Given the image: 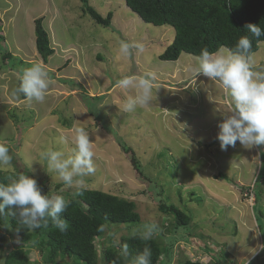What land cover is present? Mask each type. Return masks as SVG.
I'll return each instance as SVG.
<instances>
[{
  "label": "rangeland",
  "instance_id": "374dc122",
  "mask_svg": "<svg viewBox=\"0 0 264 264\" xmlns=\"http://www.w3.org/2000/svg\"><path fill=\"white\" fill-rule=\"evenodd\" d=\"M89 1L103 17L113 13L111 27L96 24L80 0H0V142L7 143L13 157L11 165L0 170L9 182L22 173L32 175L43 182L42 194L76 197V188L50 172L41 154L48 149L72 154L74 129L83 127L95 153V173L84 177L86 189L134 202L141 217L136 225L104 227L96 240L98 264H104L105 246L140 235L146 224L158 225L152 239L166 248L175 218L161 211L162 200L193 220L190 228H181L190 239L179 234L170 253L162 256L167 264H216L212 252L231 264H264V145L247 149L237 142L227 151L220 149L219 112L228 110L230 97L218 80L203 75L189 86L198 57L182 53L176 62L159 59L174 40L173 27L145 23L125 0ZM40 18L54 50L48 62L36 45L35 21ZM121 40L142 44L144 51L133 48L124 58L119 54ZM6 54L13 56L12 62ZM252 59L255 70L264 71V42ZM36 63L51 79L43 102L16 91L23 70ZM148 72L157 76L154 93L159 88L151 104L123 112L136 90L118 88L117 80ZM94 104L101 118L91 111ZM105 125L132 149L144 177ZM0 237L4 264L23 242L2 229ZM25 246L29 264H44L33 240Z\"/></svg>",
  "mask_w": 264,
  "mask_h": 264
},
{
  "label": "trees",
  "instance_id": "16d2710c",
  "mask_svg": "<svg viewBox=\"0 0 264 264\" xmlns=\"http://www.w3.org/2000/svg\"><path fill=\"white\" fill-rule=\"evenodd\" d=\"M80 1L83 4L84 13L89 14L96 24L103 28L111 27L112 12L103 17L90 5L89 0ZM125 1L127 6L138 14L145 23L156 27L171 26L174 28V40L159 56L162 61L176 62L182 53L199 57L203 48H207L211 52H215L221 47L227 50L232 49L242 35H247L252 39L251 56H253L260 50V43L264 42V36L257 40L246 29V25L249 23L259 24L264 28V0ZM42 23L41 18L35 21L36 45L41 57L45 62H48V59L54 54V50L50 46L49 34ZM4 58L13 61L11 54H6ZM134 68L136 69V67ZM96 106L94 104L93 109L90 107L91 111L101 118L100 112H96L98 111ZM66 124L68 125V123ZM107 129L113 133L119 142H122L112 128L107 127ZM122 148L130 155L133 166L139 176L142 177L143 168L138 163L132 149L123 142ZM27 171L29 172V170ZM8 182V176L0 170V183ZM37 183L42 190L43 182L37 180ZM68 200L71 203L66 212L61 214L69 225L65 232L56 229L51 221H49L47 228L41 227L29 231L21 228L18 221L10 216L4 217V219L0 217V229L4 233H10L12 236L21 238L23 242V244L16 245L8 253L4 264H29L30 260L25 245L32 240L36 243L44 264H98L96 240L103 233L101 226L104 229L107 224L136 225L141 221L134 202L101 190L86 189L82 196L76 195V197H70ZM160 209L164 214L172 215L175 218L174 235L168 240L166 248H163L154 239L143 241L140 235L127 236L123 237L118 244L105 246L101 250L103 263L134 264L135 257L143 251L145 246H148L152 251V264H167L162 256L166 252L170 253L180 238L179 234L183 236L182 239H190L189 235L182 233L181 228H190L193 220L186 212L174 205L169 206L164 200L160 202ZM6 224L11 227V232L8 231ZM125 243L129 246L130 255L128 257H124L121 253V246ZM2 248L0 237V249ZM212 253L217 258L216 264H231L225 257L220 258L214 252ZM184 264L203 263L187 260Z\"/></svg>",
  "mask_w": 264,
  "mask_h": 264
},
{
  "label": "clouds",
  "instance_id": "9594fccd",
  "mask_svg": "<svg viewBox=\"0 0 264 264\" xmlns=\"http://www.w3.org/2000/svg\"><path fill=\"white\" fill-rule=\"evenodd\" d=\"M246 29L257 40L264 36V28L259 24L249 23ZM133 48L139 52L144 51L142 44L121 40L119 54L128 58ZM251 49L252 39L247 35L240 36L232 49L221 47L211 52L203 48L197 58L198 67L194 69L195 78L189 85H196L197 75H203L218 80L230 97L228 110L219 112L222 121L218 124L216 139L222 151L236 147L237 142L247 149L264 145V71L255 70ZM156 80L157 76L153 72L140 76L125 75L118 79V88L136 90V94L123 104V112L131 113L138 106L150 105L159 89L156 88L154 93ZM50 84L49 73L41 64L36 63L23 70L16 91L29 100L43 102ZM71 141L74 148L70 155L62 149H48L41 155L47 161L48 170L56 173L66 186L75 187V195L82 196L86 190L84 177L95 173L93 142L83 127L74 129ZM61 142H64V138H61ZM261 153H264V149H261ZM12 159L7 143L0 142V169L10 166ZM257 160L260 163L258 157ZM32 163L31 160L26 161L29 170L32 169ZM70 203L63 195L42 194L37 180L27 174L22 173L8 183H0V217L10 216L18 221L21 228L29 231L47 228L49 221L59 231H67L68 222L61 214L66 212ZM158 231L157 224H146L140 238L143 241L151 240ZM121 253L124 257L130 255L127 243L121 246ZM151 257V248L145 246L135 257L134 264H152Z\"/></svg>",
  "mask_w": 264,
  "mask_h": 264
}]
</instances>
